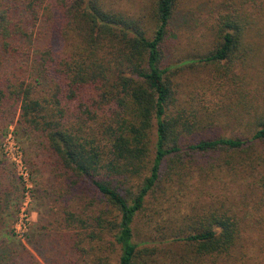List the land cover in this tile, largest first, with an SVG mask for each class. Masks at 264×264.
<instances>
[{"label":"trees","instance_id":"16d2710c","mask_svg":"<svg viewBox=\"0 0 264 264\" xmlns=\"http://www.w3.org/2000/svg\"><path fill=\"white\" fill-rule=\"evenodd\" d=\"M217 1L205 50L167 64L179 0L152 1L150 34L103 0H0V122L28 170L31 162L49 173L64 228L74 230L67 247L86 264H108L103 243L117 248V264H161V244L181 245L201 264L229 256L245 215L225 202L145 232L149 211L159 212L174 182L186 186L191 165L213 167L199 158L258 173L253 188L264 201V0ZM197 66L208 85L178 104L175 76ZM26 147L37 150L33 160ZM6 163L0 213L14 192ZM27 254L13 264H41Z\"/></svg>","mask_w":264,"mask_h":264},{"label":"rangeland","instance_id":"374dc122","mask_svg":"<svg viewBox=\"0 0 264 264\" xmlns=\"http://www.w3.org/2000/svg\"><path fill=\"white\" fill-rule=\"evenodd\" d=\"M152 1L103 0L106 7L140 19L147 28L148 34L151 33L154 25L150 13ZM219 8L221 4L217 0H179L175 18L171 23V32L165 43L167 64L178 63L183 58L195 57L205 50L207 37L203 26ZM70 39L71 35L68 36V42L66 40L64 45L68 46ZM52 41H58V36H53ZM263 63L264 57L259 60L257 66L264 67ZM24 67L26 73H29L30 61L26 62ZM208 80L209 72L201 66L177 74L175 81L178 104L189 103L190 97L199 90V85L207 86ZM6 127L7 125L0 122V160H4V157L7 159V180L10 181L14 192L10 193L0 213V250L4 258L0 264H13L21 255H28L27 252L41 264H86L76 251L67 247L68 240L74 235V230L64 228L60 215L62 204L55 201L49 173L46 170L41 171L38 164L30 162V179L24 181L27 183L26 190H23V184L20 181H18L19 186L14 181L18 176V170L11 158V153L7 150L11 140L7 139L5 134L8 131ZM4 143H6L5 147H3ZM26 149L30 159L33 160L37 150L32 147H26ZM208 159L213 163L211 169L206 168L204 171L196 165H191L186 186L180 187L174 182L161 205L156 202L159 212L149 211L152 214V224L150 228L145 229V232L159 234L156 227L161 226V223H166L167 226L170 222L174 226L181 225L183 216L225 202V205L230 204L241 216L245 215L241 238L229 256L220 257L215 263L206 259L204 263L264 264V201L257 197V192L253 188L258 173L252 174L242 170L236 161L231 168L230 165L218 166L211 157L199 158L202 165L209 164L204 162ZM25 191H28L26 198ZM258 192L260 193V190ZM20 210L26 213L28 222L27 230L22 231L25 232L24 239L17 237L14 231ZM105 237L108 240L111 239L108 234ZM93 244L96 245V242ZM84 245L88 247L89 241L86 240ZM161 246L165 249V252H161V255L157 257L161 264H178L181 261L180 256L186 257L194 264H201L188 256L181 245L161 244ZM114 249L109 244L103 243L101 252L98 253L96 249L95 251L106 257L108 264H117L118 251L117 248L114 247ZM88 258L90 259L91 256Z\"/></svg>","mask_w":264,"mask_h":264},{"label":"built area","instance_id":"2783aa9c","mask_svg":"<svg viewBox=\"0 0 264 264\" xmlns=\"http://www.w3.org/2000/svg\"><path fill=\"white\" fill-rule=\"evenodd\" d=\"M11 129V128H10ZM11 140V145L8 147V151L9 153H11V158L13 160V162L15 163L17 170H18V176H20L22 178L23 181H28L29 180V170L26 166V164L24 163L23 159H22V153L20 151L19 146L15 143L14 139H13V135L11 134V132H9L7 134V139ZM6 146V143H4L3 147ZM5 150V149H4ZM5 153H7V151H5ZM8 154V153H7ZM26 188H27V183H25ZM28 195V191H25V198ZM21 208V207H20ZM27 215L26 213H22L21 210L19 211V216L17 218V221L14 225V231L17 235V237L24 239V233L22 231L27 230Z\"/></svg>","mask_w":264,"mask_h":264}]
</instances>
